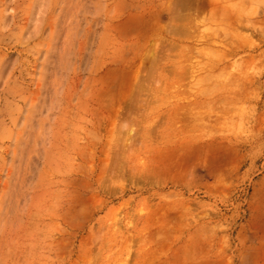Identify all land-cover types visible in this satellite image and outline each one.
<instances>
[{"label": "rangeland", "instance_id": "1", "mask_svg": "<svg viewBox=\"0 0 264 264\" xmlns=\"http://www.w3.org/2000/svg\"><path fill=\"white\" fill-rule=\"evenodd\" d=\"M201 1L0 0V264H264V0Z\"/></svg>", "mask_w": 264, "mask_h": 264}, {"label": "bare ground", "instance_id": "2", "mask_svg": "<svg viewBox=\"0 0 264 264\" xmlns=\"http://www.w3.org/2000/svg\"><path fill=\"white\" fill-rule=\"evenodd\" d=\"M202 1H203V0H202ZM202 1H201V2H202ZM198 3H199V2H198ZM202 5H203V4H202ZM199 9H200V8H199ZM202 9H204V8H202ZM218 9H219V8H218ZM220 12H221V11H220ZM196 13H197V11H196ZM210 13H211V12H210ZM218 13H219V11H218ZM226 13H227V12H226ZM226 13H225V14H226ZM198 14H200L199 11H198ZM228 14H229V13H228ZM214 15H215V13H214ZM226 15H227V14H226ZM187 16H188V15H187ZM203 16H204V15H203ZM227 16H228V15H227ZM188 17H189V16H188ZM196 17H197V16H196ZM210 17L213 18L214 16H210ZM216 17L218 18V16H215V19H216ZM238 17H240V15H239ZM191 18H192V17H191ZM198 18H199V17H198ZM206 18H207V17H206ZM225 18H227V17H225ZM213 19H214V18H213ZM192 20H193V19H192ZM192 20H191V21H192ZM204 20H205V17H204ZM208 20H209V19H208ZM185 21H186V20H185ZM213 21H215V20H213ZM213 21H212V22H213ZM218 21H219V20H218ZM218 21H215V22H213V23L216 25V24H218V23H216V22H218ZM224 21H225V20H224ZM229 21H230V20H229ZM192 22H193V21H192ZM203 22H204V21H203ZM203 22H202V23H203ZM208 22H209V21H208ZM226 22H227V21H226ZM210 23H211V21H210ZM224 23H225V22H224ZM228 23H230V22H228ZM225 24H226V23H225ZM200 25H201V24H200ZM194 26H196V25H194ZM228 26H229V24H228ZM207 28H208V27H207ZM236 28H237V27H236ZM204 29H205V28H204ZM210 29H211V28H209V30H210ZM219 29L221 30V27H219ZM212 30H213V28H212ZM225 30H226V29H225ZM175 31H176V30H175ZM178 31H179V30H178ZM199 31H200V30H199ZM221 31H222V30H221ZM229 31H230V30H229ZM205 32H206V31H205ZM212 32H214V31H212ZM236 34H237V33H236ZM191 36H192V35H191ZM196 36H197V35H196ZM188 37H189V36H188ZM189 38H190V37H189ZM196 39H197V38H196ZM193 40H194V38H193ZM204 41H206V40H204ZM215 44H216V43H215ZM162 45H163V44H162ZM201 48H202V47H201ZM207 48H208V47H207ZM196 49H197V48H196ZM203 49H204V48H203ZM226 49H227V48H226ZM213 51H214V50H213ZM215 52H216V51H215ZM217 52H218V51H217ZM196 54H197V53H196ZM197 55H200V54H197ZM201 55H202V54H201ZM217 56H219V55H217ZM210 57H211V56H210ZM211 58H212V57H211ZM219 58H220V57H219ZM221 59H222V57H221ZM212 60H213V59H212ZM223 60H224V59H223ZM223 60H222V61H223ZM160 61H161V60H160ZM220 62H221V61H220ZM158 65H159V64H158ZM155 66H156V65H155ZM200 66H201V65H200ZM149 69H150V68H149ZM194 69H195V68H194ZM201 78H202V77H201ZM203 79H204V78H203ZM205 79H206V78H205ZM195 80H196V79H195ZM192 82H193V81H192ZM198 82H199V81H198ZM181 223H182V222H181ZM151 263H152V262H151Z\"/></svg>", "mask_w": 264, "mask_h": 264}]
</instances>
